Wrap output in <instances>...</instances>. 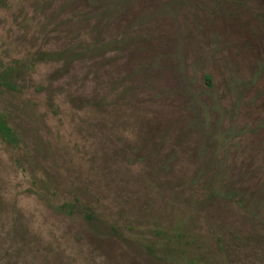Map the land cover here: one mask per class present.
I'll return each mask as SVG.
<instances>
[{"label": "rangeland", "instance_id": "obj_1", "mask_svg": "<svg viewBox=\"0 0 264 264\" xmlns=\"http://www.w3.org/2000/svg\"><path fill=\"white\" fill-rule=\"evenodd\" d=\"M0 63V264H264V0H0Z\"/></svg>", "mask_w": 264, "mask_h": 264}, {"label": "trees", "instance_id": "obj_2", "mask_svg": "<svg viewBox=\"0 0 264 264\" xmlns=\"http://www.w3.org/2000/svg\"><path fill=\"white\" fill-rule=\"evenodd\" d=\"M14 78V79H13ZM207 82L211 85V79L207 77ZM14 76V68L11 66H2L0 63V91L9 90L20 92L22 90ZM0 140L10 147H18L21 143L20 136L17 130L10 124L8 116L0 109ZM77 201V200H76ZM78 206L73 202H63L58 206V210L66 213H71ZM89 218H92L91 213H87Z\"/></svg>", "mask_w": 264, "mask_h": 264}]
</instances>
